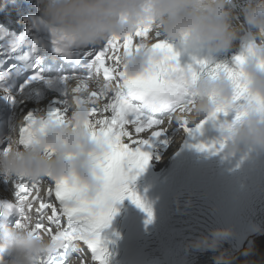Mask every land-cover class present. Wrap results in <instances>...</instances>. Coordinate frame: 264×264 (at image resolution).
Segmentation results:
<instances>
[{
  "label": "clouds",
  "instance_id": "1",
  "mask_svg": "<svg viewBox=\"0 0 264 264\" xmlns=\"http://www.w3.org/2000/svg\"><path fill=\"white\" fill-rule=\"evenodd\" d=\"M7 2L0 4V9ZM37 3L43 26L56 38H66L65 51L72 46L99 45L112 37L124 39L150 26L151 35L141 42L140 50L121 57V68L129 79L146 74L159 60V54L152 48L157 35L160 41L182 46L186 52L207 49L212 54L230 52L238 40L246 37L245 59L239 66L241 83L251 97L264 101V0H246L239 14L233 11V0H37ZM73 81L74 85L70 82L64 88L62 123L38 113L30 126L27 145L21 143L23 121L12 131L6 147L0 150V177L5 183L18 177L34 182L51 177L81 187L89 199L101 191L103 182L96 162L108 149L92 140L86 127L92 105L78 106L72 91L80 86V97L86 101L88 92L83 86H97V81ZM189 91L193 102L186 111V119L192 128L208 120L218 107L229 112L234 107V84L223 73L215 78L201 75L190 83ZM239 111L243 115L238 122L224 121L218 128L221 151L226 157L245 150L264 153V109L258 103L240 101ZM24 225L0 226V264H49V258L57 250L51 235L37 232L29 219ZM234 235L231 227L212 228L186 247L218 253L213 256L214 264H236L238 257L223 249ZM74 251H80L79 245ZM255 252L250 247L240 255L249 257ZM70 264H75V259ZM243 264L258 262L245 260Z\"/></svg>",
  "mask_w": 264,
  "mask_h": 264
},
{
  "label": "snow or ice",
  "instance_id": "2",
  "mask_svg": "<svg viewBox=\"0 0 264 264\" xmlns=\"http://www.w3.org/2000/svg\"><path fill=\"white\" fill-rule=\"evenodd\" d=\"M151 32V27L146 26L138 29L135 35L124 39L109 38L99 51L87 54L91 56L90 75L64 78L65 86L69 79L97 81L96 90L90 91L88 84L83 86V90L88 92L86 101L80 97L82 91L80 86L74 87L72 91L78 106L82 103L92 105L89 110L90 120L86 127L89 129L90 138L105 144L108 150L96 162L103 187L94 198H87L83 194L84 189L67 180H53L51 177L46 179L52 182V186L47 189V198L39 203L38 219L34 228L37 232L45 231L50 234L56 245V253L49 258V264H56V256H62L63 251L69 248L74 250L75 246L81 242L94 254L93 259L97 264H108L109 242L102 233L110 227L117 211L115 205L125 199L144 211L148 217L147 223H151L153 218L151 208L145 205L130 185L144 171L150 160L149 154L141 149L150 147L151 142L163 136L164 132L153 130L148 139H133L128 126H131L135 134L139 135L159 127L165 119L171 123L175 115L181 129L188 135L195 136L202 131L209 120L215 121L221 114L227 116L229 111L218 107L210 114L208 120L202 121L195 128L188 127L186 111L190 109L193 102L189 85L201 75L215 78L223 73L233 81L235 96L232 111L236 113L233 123L238 122L243 115L239 111L240 101L258 103L264 109V101L251 97L246 85L241 83L242 73L239 71V66L244 63L243 54L234 58L237 66L235 70L220 64L212 66L206 61H197L198 66L195 68L191 65L182 68L173 46L160 41L158 35L152 48L159 54V60L146 74L129 79L121 68V57L122 55L131 56L134 50L138 52L141 42H146ZM53 37L55 50L58 53H64L63 42L66 38H56L55 35ZM33 79L40 80L41 77L36 76ZM105 113L110 115L105 116ZM47 118L62 123L65 112L62 107L54 109ZM34 119L29 113L26 117L28 122L21 129V143L24 145L30 142L28 133ZM125 137L131 141V144L123 142L122 138ZM196 147L199 151L217 152L222 150L223 144L219 143V148L216 144H199ZM44 181L34 182L18 177L16 203L3 206L6 210L18 212L17 227L25 226L24 221L29 219L26 208L28 211L32 210L33 201L29 198L34 192L38 198L39 189ZM53 196L58 202V207L52 203ZM49 210L51 215L48 216L46 225L43 216ZM62 219L66 220V225L61 224ZM53 226L56 228L55 232H53ZM60 264H63V261Z\"/></svg>",
  "mask_w": 264,
  "mask_h": 264
},
{
  "label": "bare ground",
  "instance_id": "3",
  "mask_svg": "<svg viewBox=\"0 0 264 264\" xmlns=\"http://www.w3.org/2000/svg\"><path fill=\"white\" fill-rule=\"evenodd\" d=\"M258 245H259V247H257L255 250H256V252H255V254L254 255H252V256H249V257H244V256H242V261H238L237 262V264H243V262L245 261V260H253V261H257L258 262V264H264V241H263V243H261V241L260 242H258ZM260 247H262L263 249L262 250H257V249H259Z\"/></svg>",
  "mask_w": 264,
  "mask_h": 264
},
{
  "label": "rangeland",
  "instance_id": "4",
  "mask_svg": "<svg viewBox=\"0 0 264 264\" xmlns=\"http://www.w3.org/2000/svg\"><path fill=\"white\" fill-rule=\"evenodd\" d=\"M264 248V247H263ZM262 247H260L259 249H257V250H262L263 249Z\"/></svg>",
  "mask_w": 264,
  "mask_h": 264
}]
</instances>
